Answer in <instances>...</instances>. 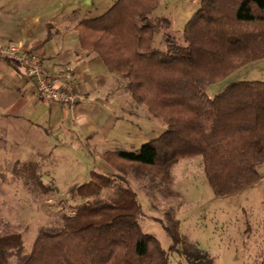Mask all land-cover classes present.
<instances>
[{
    "label": "trees",
    "instance_id": "1",
    "mask_svg": "<svg viewBox=\"0 0 264 264\" xmlns=\"http://www.w3.org/2000/svg\"><path fill=\"white\" fill-rule=\"evenodd\" d=\"M156 5L115 0L75 25L81 47L96 51L108 71L125 79L132 99L165 124L137 148L107 150L103 157L115 168H153L168 181L179 160L200 156L215 194L240 192L258 180L256 165L264 162V81H232L213 96L206 89L264 58V0H200L181 37L164 32L161 47L153 34L171 22L152 15ZM95 185L87 204L63 214L58 224L39 227L27 252L18 232L0 227V264L12 257L15 264H169L173 250L187 264H212L205 251L183 240L176 219L168 215L161 222L170 238L165 249L143 230L138 209L107 206L130 196L127 187L105 177ZM102 188L111 191L101 196Z\"/></svg>",
    "mask_w": 264,
    "mask_h": 264
},
{
    "label": "rangeland",
    "instance_id": "2",
    "mask_svg": "<svg viewBox=\"0 0 264 264\" xmlns=\"http://www.w3.org/2000/svg\"><path fill=\"white\" fill-rule=\"evenodd\" d=\"M114 1L0 0V27L12 30L25 16L40 15L42 26L45 20L54 18L69 28L84 17L101 14ZM199 1L157 0L152 15L164 16L171 22L153 34L157 47L162 46L164 32L181 37L183 25ZM111 73L108 95L101 102H88L82 113L84 123L73 124V112L61 106L51 122L65 115L67 118L63 126L50 133L30 127L24 130L23 136L4 135L7 130L0 127V227L7 226L18 232L27 252L39 227L58 224L63 214H71L75 207L87 204L93 198L89 190L105 177L131 191L130 196L109 201L107 206L113 211L125 205L138 209L143 230L153 234L163 248H168L170 238L161 222L170 215L178 221L183 240L205 251L212 264H264V169L260 168L261 164L256 165L257 187L252 184L229 195L213 192L200 156L179 160L171 168L168 181L150 167L128 163L117 168L111 166L103 157L104 151L135 149L165 128L145 105L132 99L124 87L125 79ZM237 80L264 81V58L210 83L207 94L213 96ZM35 116L46 126L51 114L44 107ZM110 191L102 188L100 195ZM168 260L169 264H187L179 250L169 251ZM15 263L16 258H10L9 264Z\"/></svg>",
    "mask_w": 264,
    "mask_h": 264
},
{
    "label": "crops",
    "instance_id": "3",
    "mask_svg": "<svg viewBox=\"0 0 264 264\" xmlns=\"http://www.w3.org/2000/svg\"><path fill=\"white\" fill-rule=\"evenodd\" d=\"M40 19V15L25 16L15 29L0 27V47L20 43L22 50L36 51L42 59L44 71L53 78L70 68L78 98L71 121L73 124L76 121L84 123V107L89 101L101 102L108 95L107 85L112 73L107 69L104 71L101 58L95 52L85 51L81 47L75 29L77 22L68 28L50 18L42 26ZM7 35L12 38H6ZM32 90L33 80L22 75L21 67L16 61L0 53V127L7 130L3 132L4 135L13 133L23 136L24 130L30 127L43 128L45 133H50L63 126L66 115L54 123L51 120L61 106L67 107L56 101L39 100ZM44 107L51 114L46 126L41 125L35 116L36 111ZM260 164V168L264 169V162ZM252 186L257 187V183Z\"/></svg>",
    "mask_w": 264,
    "mask_h": 264
},
{
    "label": "built area",
    "instance_id": "4",
    "mask_svg": "<svg viewBox=\"0 0 264 264\" xmlns=\"http://www.w3.org/2000/svg\"><path fill=\"white\" fill-rule=\"evenodd\" d=\"M20 43H9L0 47V53L16 61L22 75L33 80V95L42 101H56L72 112L78 103L75 80L70 68H66L59 77L49 76L43 69L40 55L33 50H22Z\"/></svg>",
    "mask_w": 264,
    "mask_h": 264
}]
</instances>
